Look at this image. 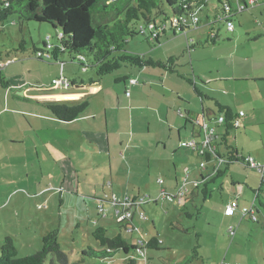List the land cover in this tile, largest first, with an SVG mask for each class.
<instances>
[{"label":"rangeland","instance_id":"rangeland-1","mask_svg":"<svg viewBox=\"0 0 264 264\" xmlns=\"http://www.w3.org/2000/svg\"><path fill=\"white\" fill-rule=\"evenodd\" d=\"M259 2L254 8L250 7L239 13L235 18L234 32L228 31L224 22L218 24L216 30L220 29L221 32L215 44L205 41L207 32L211 29L208 18L214 19L215 6L220 4L218 0L199 13L201 23L198 28L192 26L188 34L178 31L175 35L168 31L160 37V44H157L155 38L150 42L147 40L151 30L148 29L145 34L141 32L140 28L145 26V22L136 24L137 33L129 37L127 53L143 54L162 61L174 56L177 58L178 73H170L161 68L140 69L123 65L101 78L104 87L109 90L107 92L111 94L101 95L106 106L100 102L101 99H94L92 107L82 115L80 121L73 124L60 122L62 127H57L53 134L50 133V136L59 139L72 132L73 142L82 145L76 154L65 158L62 152H57L55 161H47V150L40 146L43 155L40 156V161L45 160L41 163L43 171L40 172V168L37 171L33 167L35 165L30 163V176L22 171L23 167H19L18 162L15 163L14 167L18 171L14 176L9 174L14 181L10 180L4 186L5 190H0L2 197L6 200L13 197V201L8 207L10 210H3L1 215L10 220L8 227L15 235L20 256L40 250L44 231L48 227L52 230L59 227L62 249L71 261H79L80 264H133L131 258L135 259V264H264V209L258 206V222L250 217L241 220V213L231 218L223 215L225 203L229 199L241 198L245 205H252V189L258 190L261 180V175L255 169L242 162L234 163L225 175L208 184L211 196L205 200L204 186L194 185V181L200 180V173L205 170L202 171L199 167L201 159L192 155L191 165L196 172L190 174L188 180H195H190L188 185L195 188V195L183 198L180 203L177 200H164L160 194L162 179L166 181V185L171 184L170 180L175 179L176 175L183 181L184 160L175 158L177 153L174 149L177 152L187 150L179 148L178 129L176 126L171 128L170 124L184 125L179 109L186 114L187 109L198 112L201 108V98L188 79L196 78L200 90L209 95L222 93L225 89L228 98L237 103L242 102L245 93H250L248 87L255 86L241 81V77L250 75L251 66H256L258 61L264 64V0ZM233 6L239 10L237 0H233ZM161 19L162 17L157 18V23ZM57 35V30L48 23H20L17 15L10 16L0 22V50L4 53L18 48L22 39L26 40L29 49L34 43L37 47L44 48V40L57 45ZM187 36L196 40V47L191 53L186 49ZM258 37L260 39L257 40ZM11 55L12 61L16 57H29L21 53L18 56ZM64 58L69 60L68 55H64L62 59ZM40 59L52 58L44 55ZM35 60L40 63L36 57ZM70 66L73 64L68 62L67 68H72ZM79 72L97 77L92 67L87 68V72L79 67ZM45 75L47 77L48 74ZM86 75L84 78L89 80ZM127 75L139 82L131 87L128 95L124 81H117ZM61 86L57 85L54 92L62 90ZM204 102L211 109L214 108L211 100L205 99ZM101 114L102 118L99 116ZM217 114H212L211 117ZM259 120L252 127L242 126L237 131H232L230 139L245 150L244 157L250 155L249 151L264 157L263 110ZM193 127L188 124L187 130L183 128L181 137H190ZM80 131L86 137L79 136ZM40 137L45 140L46 133L43 131ZM90 140L101 142L100 155H105L100 162L104 161L105 165L112 162L113 170L97 166L96 163L95 170L84 168V165L87 168L91 166L89 160L91 161L94 148H91ZM110 145L111 157L108 154ZM259 163L264 165V161ZM213 166V161L208 163V167ZM110 181H114L112 193L120 199L119 205L114 203L119 202V199L115 201L106 186L109 197L103 192V186ZM21 188L28 190L18 191ZM244 191L247 197L244 196ZM96 193L102 195L94 196ZM147 194L151 195L150 200L142 204L146 218L135 212L136 229L131 230L133 223L129 220L120 222L117 209L123 210V202L128 198L135 200ZM101 206H104L103 210ZM135 206L131 208L135 210ZM198 209H201L200 214ZM97 220L100 221L99 224ZM98 225L108 229L111 237L122 233L137 249L146 246L147 241L155 236L161 238L163 243L158 250L146 248L144 254L131 249L128 254L118 252L112 259L85 257L82 252L89 250V246L102 249L100 242L94 238L93 231ZM231 225H237V234L233 239L227 232ZM32 237L34 238L27 242ZM36 239L39 240L35 241ZM23 241L27 243L24 244ZM141 241L146 242L145 245ZM197 245L198 252H195Z\"/></svg>","mask_w":264,"mask_h":264},{"label":"trees","instance_id":"trees-1","mask_svg":"<svg viewBox=\"0 0 264 264\" xmlns=\"http://www.w3.org/2000/svg\"><path fill=\"white\" fill-rule=\"evenodd\" d=\"M215 0H0V22L5 21L8 17L17 15L20 23L36 21L48 23L58 32V44L54 45L55 54L68 55L69 60L79 63L83 68L92 67L99 80L107 74L120 69L123 65H131L141 68L153 67L161 68L170 73H178L176 57L171 56L167 61L155 60L143 54H129L126 51V45L129 37L137 33L136 24L140 21L145 22L140 30L143 34L148 33L151 39L155 38L157 44H160V37L166 35L168 31L176 35L174 26H166L173 17L181 15H198L205 8L214 5ZM219 5L215 6L217 16L226 15L223 6L225 0H218ZM231 2L232 0H226ZM246 2L247 0H239ZM231 14L232 19L239 13ZM157 23V18H161ZM225 21V20H224ZM224 21H218V24ZM96 24V25H95ZM157 32V33H156ZM156 33V35H155ZM219 35L209 37L206 43L215 44ZM27 42L22 39L18 48L8 51L0 50V70L5 60H11L10 57L18 56L19 53L24 55L43 58L49 50L48 40L44 42V48L34 46L29 49ZM202 44V43H200ZM196 47V45L194 46ZM7 57V58H4ZM54 57V56H53ZM53 59H58L55 56ZM67 78V77H66ZM134 77L127 75L118 78L117 81H124L127 91L133 84L130 80ZM70 80V79H69ZM71 81L76 83L77 79ZM191 84L193 82L188 80ZM128 82V85H127ZM137 83V81H136ZM134 83V84H136ZM0 86L8 88L10 83L2 76L0 71ZM195 91L202 96V92L195 87ZM130 91V90H129ZM215 101V100H214ZM90 103L87 99L79 98L76 102L67 101L47 102V108L60 120L70 122L80 117ZM219 114L226 116V123L222 125L225 133L218 137L222 145H225L224 155L220 154V143L218 147L219 158L224 157L225 163L221 167L212 181L222 177L230 170L231 165L236 162L247 163V157L241 155L237 148L227 144L228 137L233 130H238L230 121L234 119L233 111L227 106L215 101ZM187 148V147H186ZM262 175V174H261ZM205 177L201 176V179ZM262 184V183H261ZM207 185V184H206ZM255 191L258 206L264 209V184ZM208 192L206 188L203 189ZM259 211V210H258ZM199 214L201 209H198ZM188 213V212H187ZM190 215V214H188ZM60 230L55 228L48 231L42 236V248L31 254L20 256L15 239L12 236H6L0 244V264H80L70 260L69 255L62 249L59 238ZM94 238L100 242L102 249L97 250L89 246V250L84 251L85 257L95 259H112L115 254L122 251L128 254L131 249L137 251V247L126 241L122 234L114 237L108 235V230L99 226L94 231ZM162 242L158 237H154L146 243V248L159 249ZM145 245V244H144ZM198 245L195 247V252ZM133 264L135 259L131 258Z\"/></svg>","mask_w":264,"mask_h":264},{"label":"crops","instance_id":"crops-1","mask_svg":"<svg viewBox=\"0 0 264 264\" xmlns=\"http://www.w3.org/2000/svg\"><path fill=\"white\" fill-rule=\"evenodd\" d=\"M259 3L260 2H258L255 6L259 5ZM255 6H253V8ZM214 16H215L214 17V19H215L217 17V14H215V11H214ZM214 19L208 18V25L211 27V29H210V31L207 32V38H206L205 42H207V40L209 39V37L211 36V33L213 31H216V33L220 37L221 30L220 29L216 30V27L218 25H216L215 23H211V21H213ZM200 23L201 22H199L196 26H193V27L198 28L200 26ZM191 28H189V30L186 31V33L183 32V34L184 33L188 34V32L191 31ZM234 31H232V32H234ZM191 37L187 36V38H186V42H187L186 49L190 53H191V51H193L195 49L194 46L196 45V40H195L194 44L190 43L189 39ZM219 37H218V39H219ZM192 38H194V37H192ZM258 39H260V37H258L257 40ZM45 41L46 40H44V42ZM51 54L54 57L57 56L58 59H53L54 57H52L51 60L50 59H48V60L42 59L41 60L39 57H36L37 59L40 60V63H38L37 60H35V57L30 56L27 58L16 57L13 59V61L12 60H9V61L5 60L2 63V67L0 70L1 74L10 83V86L8 88H3L0 86V190L1 191L5 190L4 186L10 180H11V182L14 181L13 178L10 179L9 174L11 176H14L15 172L18 171L14 167L16 162H18L19 167H23V169H22L23 172H27V176L31 175L30 174L31 169L29 166L30 163H33V165H35L33 167H36L37 171H39V168H40V172L43 171L41 163L45 160L40 161V156L43 157V155H41L40 146H44L47 150V158H49L47 161H55L56 159L54 157H56L57 152H62L64 155L63 157L68 158L67 156H72V154H76L77 150H79V147L82 146L76 142H73L72 132H70L69 135L63 136L59 139H55L54 136H50V133L53 134V132H55V128L59 127V129H60L62 127L61 126L62 124H60V122H66V121H62V120L58 119L47 108V106H46L47 102L67 101L69 103H73V102H76L79 98H84V99H87L90 103L89 107L83 113V114H85L92 107V102L94 99H101L100 102L104 103L106 106L107 103L104 102L103 97L101 95H105V94L111 95L109 92H107L109 90L104 87L103 81L99 80L98 77L89 76V75H86V73L82 75L79 72V67H81V69H83L84 72H87V70L85 68H83L79 63H77L75 61H71V60H66L65 58L62 59L63 55H60L59 53H57V55H56L55 51H53V50H52ZM41 62H43L44 64H41ZM68 62L73 64V66H70L72 68H67ZM46 73L48 74L47 77L45 75ZM61 74H64V76H60ZM249 74L250 75H245V77H241V81H247L248 83H253L255 86L248 87V89H250V93H245L243 98H242V102H240V103H237L236 100H234V99L228 98L225 89H223L224 92H222V93H218L215 95H209V94L205 93L204 91L200 90V88L197 85L196 78L188 79V80H191L193 82V84H192L193 88L197 87L202 92V96H200L195 91L201 98V108L198 112L193 110V109H187L186 114L183 113L181 111V109H179L178 110L179 115L184 120V125L180 126L177 123L170 124L171 128H174L176 126V128L178 129L179 148H184L187 151L177 152V149H174L175 153H177L175 158H177V159L180 158V159L184 160V163H183L184 167L182 169L183 181H181L179 179L180 177L176 175L175 179L170 180V181H172V183L166 185V181H164V179H162V181H161L162 188H161L160 194L163 195L164 200H167V199L171 200V201L177 200L180 203H182L183 198L188 199L190 197H193L196 193L195 188L193 189V186L191 184L188 185L190 180H192L191 182H193L195 179H189L188 182H185V178L186 177L188 178L190 174H193V172H196V171H194L195 169L192 168V165H191L192 155H196L200 159H201V157L198 155L197 152L181 145V141L192 138L200 130L201 125H198L195 122H193V119L200 120L201 124H203L205 120L207 122L211 123L212 122L211 118H213V117H211V115L218 113L216 105H215V101H218L222 105L230 108L233 111L234 115H236V116L242 111L245 112L246 115L244 117H242L241 125L239 128H241L242 126L244 128L252 127L258 121H260L259 120L260 113L262 110L264 111V64H263V62L258 61L256 63V66H254V67L251 66ZM85 75L88 76L89 80H86L84 78ZM63 77H67L70 80L76 78L77 81L74 84L72 83V85L69 87L64 85L62 82L54 83L55 79H61ZM95 82H100L101 85L88 86V84L93 85ZM138 83L139 82H137L136 84H133L132 86L137 85ZM57 85H62L63 89L60 91L54 92ZM127 85H128V82H127ZM127 89L128 88L126 86V94H127ZM98 96H100L102 98H100ZM205 99L211 100L213 102L214 108L211 109V107H209L204 102ZM104 111L107 113L106 109ZM250 112L252 113L253 116H251ZM82 115L80 117H78L77 119L70 121V122H66V123H71V124L76 123V122L81 120ZM99 116H101V118H102V114ZM95 119H97V116L95 117ZM188 124H192L194 126L190 130L191 136L188 138H182L181 137V134H182L181 130L183 128L185 130H187ZM79 126H81V125H79ZM43 131H44V133H46V137H47L45 140H42L40 137V135ZM217 132L220 135H222L225 133V128L223 126H219L217 128ZM231 134H232V132L230 133V135L228 137L227 144L235 146L237 148L238 152L244 156L243 152H245V150L242 149V147H240V145L237 144V142L230 139ZM79 136L86 137V134L83 131L82 132L80 131ZM96 142L90 140V144L92 146L91 148H94V150L91 153V157H90L91 161L89 160V165L91 164V166H90V168H87L84 165V168L88 169V170L90 169V171L95 170L97 168L95 166V163H96L97 166L99 165L100 167L106 168V169L109 167L110 170H113L112 162L109 165H107V164L105 165L104 161L100 162L101 158H103L105 153L100 155L102 153L101 149H100V143L101 142L99 140H96ZM218 142L220 143V154L224 155L225 145H222L221 139ZM44 152H46L45 149H44ZM108 154L111 157V154H112L111 145L109 146ZM249 154L250 155H248L247 157H252L257 162L264 161V157H259L257 152L249 151ZM111 159L112 158H110V160ZM35 160L40 161V162H38L36 164L37 161H35ZM213 163H214V166L212 168H210V167H207L206 169L200 168L202 171L205 170V172L200 173V176L203 175V177H205V178L201 179V181L199 183L200 185L204 186L203 189L206 188L208 190L207 193H205L203 191L205 200L208 199L209 196H211V194H210L211 192H210V189L208 188V186H209L208 184L212 181L213 177L217 173L214 170L215 169V162H213ZM246 166H248V165H246ZM221 167L223 168V166H221ZM250 168H253V167H250ZM81 169L82 168H80V170ZM253 169H255L261 175V173L256 168H253ZM110 182H111L110 186L107 185L108 183H105V185L102 188L103 192H105V194H108L106 192L105 186L110 190L111 193L114 192V188H115L114 181L113 182L110 181ZM261 183H262V175H261L260 184L258 186L259 188L261 186ZM183 185H186V187H189V190L179 200L180 187ZM194 185L196 186V181H194ZM25 190L27 191L28 189H23V188L18 189V191H25ZM254 190H257V189L256 188L252 189V192L254 194V198L252 199L253 202H254L255 196H256ZM98 195L101 196L102 194L100 195V194L96 193V195H94V196H98ZM2 196L3 195L0 194V220H2V222L0 221V244L3 242V240L6 236H12V237L15 236V235H13L14 233L11 231V229L8 227L10 220L8 219L7 216L1 215V212L3 210H5V211L10 210V209H8V207L10 206L11 202L13 201L12 200L13 197L10 198L9 200H6ZM241 196H242V198H244V196L247 197L246 191H244V196L242 194H241ZM150 197H151V195H150ZM168 197H172V199L168 198ZM232 199H234V198H232ZM232 199H229L225 203V207L223 209V215L225 216V218H231L230 216L226 215L225 208H226V205ZM36 200H37V198H35L34 201H36ZM158 200H159V196L155 200L156 203H158ZM239 200H240L241 204L245 205L241 198ZM129 201L132 203L134 202V200H130V199H129ZM124 202H123L124 209L123 210L117 209V211L119 210L121 213H123L126 210H130L133 213V215L129 219V221L133 223L131 230H135L136 229V219H135L136 214H135V212L139 213L140 217L146 218L145 210H144L142 205H136L135 206L136 209L134 210L131 207L135 204H132V205L127 204L128 205L127 206V205H124ZM116 204L119 205L120 202H117ZM103 208H104V206H103ZM142 213H144V215ZM235 216H233V217H235ZM242 219H244V218L242 217L241 220ZM241 220H240V223H241ZM125 221H127V220H125ZM258 221H259V219H258ZM258 221H254V222H258ZM99 222L100 221L97 220V224H99ZM99 226L100 225H98L97 227H99ZM57 228H59V227H57ZM51 230L52 229L50 227H48V229L45 230L46 232L44 231V234L47 233L48 231H51ZM118 234H120V233H118ZM122 236H123V234H122ZM33 238L34 237L28 239L27 242L32 240ZM14 239H15V237H14ZM151 239H152V237H151ZM159 239L162 240L161 238H159ZM38 240L39 239H36L35 241H38ZM27 242L23 241L24 244H26ZM144 243H146V242L141 241V244H144ZM162 243H163V241H162ZM17 248H18V246H17ZM147 249H151V248H147ZM18 252H19V250H18ZM136 252H139V251H136Z\"/></svg>","mask_w":264,"mask_h":264},{"label":"built area","instance_id":"built-area-1","mask_svg":"<svg viewBox=\"0 0 264 264\" xmlns=\"http://www.w3.org/2000/svg\"><path fill=\"white\" fill-rule=\"evenodd\" d=\"M260 0H247L246 2H242L237 0L238 5H239V10L234 8L233 6V0L231 2L224 1L223 6L225 9V12H227L226 15H223L222 17L219 15L217 16L211 23H215L218 25V21H224L226 28L228 31H234L236 28L235 21L232 19L231 14L235 13H240L250 7L255 6ZM200 22V18L198 15H181L179 17H173V19L167 23L168 26H174L176 29V32H185L189 30L192 26H196ZM157 33V32H156ZM155 33V35H156ZM216 31H213L211 33V37L216 36ZM191 44L195 43L194 38L189 39ZM47 49L49 52L45 54L48 58H52L53 55L51 54L52 50L54 49V44H49L47 46ZM136 79H131L130 84L136 83ZM62 82L66 86H71V81L63 77L61 79H55L54 83ZM127 94H130V91H127ZM246 114L245 112H240L237 116L230 121V124H234L235 127H239L241 125V119L244 117ZM212 122L209 123L206 120L204 121L203 124H201L200 120L193 119V122H195L198 125H201L200 130L198 131L197 134H195L192 138L186 139L181 141V145L184 147H187L189 149H192L193 151L197 152L198 155L201 157V161L199 164V167L201 169H206L208 167V163L213 161L215 162V171L217 172L221 166L224 165L225 163V158L221 157L219 158L218 156V147H219V142H218V137L219 133L217 132V128L219 126H222L226 123V116L224 114H218L217 116L211 118ZM247 163L253 167L256 168L261 174H262V184H261V190L263 189L262 185L264 184V165L260 164L257 162L254 158L252 157H247ZM203 176V175H202ZM162 181V180H161ZM200 180H196V186L200 183ZM185 182H188V178H185ZM108 186L111 185V182L107 184ZM189 190V187H186V185H183L180 187L179 191V199L182 198V196ZM107 197H109V194H106ZM112 197L114 200H118L119 198L115 193H112ZM171 198L172 197H168ZM150 200V195L147 194L145 196H140L139 198H136L134 202H130L129 199L124 202V205L127 204H135V205H142L147 203ZM119 202L121 203L120 199ZM117 203V202H115ZM101 209H103V206H101ZM257 211H258V203L256 201V197L254 202L252 203L251 206L243 205L240 203V200L238 198L232 199L225 208V213L227 216L233 217L237 213H241L242 217H250L253 221H258V216H257ZM117 214L119 215V221H125L129 220L133 213L130 210H126L125 212L121 213L119 210L117 211ZM144 215V213H142ZM237 225H231L228 228V232L230 237L233 239L236 234H237ZM162 242V240H160ZM139 252L145 253V248L140 247L138 248ZM137 249V250H138Z\"/></svg>","mask_w":264,"mask_h":264},{"label":"water","instance_id":"water-1","mask_svg":"<svg viewBox=\"0 0 264 264\" xmlns=\"http://www.w3.org/2000/svg\"><path fill=\"white\" fill-rule=\"evenodd\" d=\"M101 85L100 82H95L93 85L92 84H88V86H98Z\"/></svg>","mask_w":264,"mask_h":264}]
</instances>
